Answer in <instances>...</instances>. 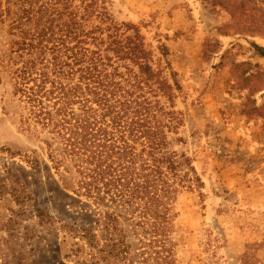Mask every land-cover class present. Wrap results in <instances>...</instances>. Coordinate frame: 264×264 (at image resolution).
Listing matches in <instances>:
<instances>
[{
	"label": "rangeland",
	"instance_id": "rangeland-1",
	"mask_svg": "<svg viewBox=\"0 0 264 264\" xmlns=\"http://www.w3.org/2000/svg\"><path fill=\"white\" fill-rule=\"evenodd\" d=\"M96 3L139 28L182 121L183 140L170 149L203 181L176 198L178 262L264 264V0ZM12 38L0 24V55ZM9 75L0 70V263L78 264L63 256L72 239L58 227L93 217L62 189L49 136L24 129ZM39 210L55 221L42 222Z\"/></svg>",
	"mask_w": 264,
	"mask_h": 264
},
{
	"label": "trees",
	"instance_id": "trees-1",
	"mask_svg": "<svg viewBox=\"0 0 264 264\" xmlns=\"http://www.w3.org/2000/svg\"><path fill=\"white\" fill-rule=\"evenodd\" d=\"M94 19L99 24L89 26ZM0 24L13 36L0 70L10 72L22 125L49 136L62 189L93 217L60 223L72 239L63 256L78 264H180L176 198L203 181L185 153L170 149L183 140L182 121L139 28L115 23L96 0H0ZM37 215L55 221L44 210Z\"/></svg>",
	"mask_w": 264,
	"mask_h": 264
}]
</instances>
